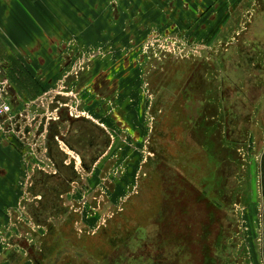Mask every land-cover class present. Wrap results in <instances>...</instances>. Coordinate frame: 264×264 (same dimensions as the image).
<instances>
[{"label": "rangeland", "instance_id": "374dc122", "mask_svg": "<svg viewBox=\"0 0 264 264\" xmlns=\"http://www.w3.org/2000/svg\"><path fill=\"white\" fill-rule=\"evenodd\" d=\"M192 1L200 2L198 9L194 7L193 10V14L197 11L203 14L199 19L197 14L190 15L184 9L188 8L187 2ZM201 2L0 0V8H4V16H0V72L1 67L5 69L6 78L1 81L4 87H9L12 82L20 84L23 89L28 86L31 93L34 91L33 98L43 104L60 97L62 105L71 107L73 118L83 114L109 132L111 146L107 157L95 165L92 174L81 169L80 186L74 184L64 200L68 206H82V221L72 226V231L75 234L83 231L80 242L98 258L108 253L117 239L131 250H138L135 256H140L143 230L149 233L155 230L151 234H156V242L161 247L176 240L188 249V254L180 258V264H264L260 252L262 225L259 207H252L255 193L251 171L252 163L256 164L253 146L248 147L251 151L243 162L245 170L236 177L237 185L231 194H226L224 187L232 184L225 171L228 164H219L222 178L215 176L214 161L208 160L206 167L199 154L195 153L193 157L189 151L191 153L187 155L185 144L178 140L176 131H170L163 142V154L170 159L168 162L173 168L164 169L150 151L153 145L157 148V144L150 140L153 135L146 140L149 127L155 122L150 110L156 100L154 92L158 85L153 82L154 86L145 73L150 70L154 56L170 57L168 61L172 62L175 71L166 82L171 90H177V77L184 79V88L203 70L210 71L213 77L218 73L217 59L223 52L221 46L218 47V37L236 45L235 34L245 27L247 20L255 22V13L264 7V0H239L232 5V17H226L225 6L210 33L203 36V31L200 35L195 32L198 26L208 28L209 19L213 18L218 6L227 4L225 0H204V5ZM7 4L11 7H5ZM154 10L156 16L152 13ZM258 14L260 18L262 14ZM219 24L224 25V31L218 35ZM210 44L215 47L208 48ZM208 53L215 56L208 64L203 63L201 57L196 58ZM123 57L127 58L126 61L122 60ZM193 67L196 69L192 76L191 73L182 75L185 71H192ZM98 70L107 72L108 87L116 89L111 98L102 99L91 89L92 78L101 73ZM80 73L82 78L77 76ZM55 104L57 106V102ZM223 115L220 121L226 124L228 120ZM21 124H27L26 120ZM200 129H196L195 139H198ZM37 135L28 141L36 155L35 160L22 162L24 170L19 177H22L18 184L19 199H25L30 167L53 168L50 161L41 158L40 150L35 146ZM62 149L71 156L68 149L64 146ZM246 149L244 145L240 154L245 155ZM71 157L77 162L74 154ZM155 189L157 194H151ZM236 198L238 203L235 205ZM137 199L140 201L133 213L125 212L127 206ZM21 210L20 218L30 223L21 215ZM102 223L105 227L98 228L97 235L85 233L88 229L97 231ZM3 228L8 229V225ZM70 232L68 229L64 235H71ZM127 234L132 237L124 238ZM224 235H228L225 243L234 240V245L222 260L225 253L219 251ZM9 236H0L2 247ZM86 239L101 241L90 244ZM89 253L76 254L77 264H86L84 260L88 264L91 261Z\"/></svg>", "mask_w": 264, "mask_h": 264}, {"label": "crops", "instance_id": "0c3cea01", "mask_svg": "<svg viewBox=\"0 0 264 264\" xmlns=\"http://www.w3.org/2000/svg\"><path fill=\"white\" fill-rule=\"evenodd\" d=\"M225 1L227 5L220 4L215 10V13L212 16L213 18L211 20L209 19V29L198 26V30L195 31L196 33H199L198 35H200L202 31L204 32L203 36L210 33L211 26L215 24L216 17L222 14L223 11L221 10L223 7L226 6L224 10L226 17H232V5L237 4L239 0ZM201 4L204 5V0H202ZM8 6L9 4H7L5 7ZM187 6L188 9L186 10V13L188 12L190 15L197 14V17L201 15L199 11L193 14L194 7H197L196 9H198L200 2L194 3L192 1L190 4L187 2ZM3 9L4 8H0V16H4ZM258 9L259 8H257V10ZM262 9H264V7H262ZM262 9L258 10V13H260ZM59 10H61V8ZM172 13H174V10ZM258 13L256 12V16L258 15L259 18ZM176 15L178 14L176 13ZM250 24L251 22L247 20L245 27L242 28V30H239V34H235L237 36L236 45H232L227 41L225 42L222 40V36L218 37V47L221 46L223 51L220 56L222 61L217 59L219 60V65L217 68L218 73L213 77L210 75V71L203 70L199 73L200 76L194 79L191 78L186 83V88H184L183 84L184 79L181 80V77H177L178 87L176 91L171 90V88L168 86V82L166 81L169 78L167 75L164 74L161 77L163 80L162 84L158 85L154 92L156 98L160 99V103H155V106L152 104L151 108L153 109H151L150 112L151 118L154 117L155 122L154 125H152L153 128L150 125L149 131L146 135V140H148L150 136L153 135L150 140L151 143L157 144V148H155L153 145L150 148L152 150H149L153 151L155 158H158L160 164H163V168L172 167L170 165L171 163L168 162L170 159H168L163 154V142L167 138L170 131H176L175 134L178 137V140L185 144V153L187 155H189L191 152L193 157L195 156V153L199 154L202 157V162L206 167L208 165V160L214 161L216 166L215 176H221L219 174L220 163L228 164L225 171L228 181L231 180L232 184H230L231 187H228L230 189H228L227 186L224 187V192L226 194H231L233 192L235 186L237 185L236 177L238 175H242L241 171L245 170L246 168L245 166H242L246 159L245 156L249 155L251 151H248V147H250V145L253 146L251 148L252 154L254 155L253 158H258L259 153L255 148L254 139L258 137V142H260L259 145L264 144V104L262 99L256 106L252 108V110H250V114L246 116L245 112L247 109H240V106L237 105H242L245 101L240 102L238 99L239 94L235 92L236 88H241L244 85V79L240 72L242 71L243 64H245L243 62L245 58V51L248 49L252 53L255 52L256 57L255 59L253 58L254 60L250 59L246 67L243 66L244 72L246 71L247 74H252L251 72L253 71L250 68L253 66L257 67L258 71L254 73L257 77L256 84L258 85L261 83L264 85V76L259 75L261 71H264V53L261 50V47L256 45V43L254 44L252 41H248L246 38L244 39ZM225 25L229 26L227 23ZM223 28L224 25H218V35L221 32L223 33ZM212 47L214 48L215 46L210 44L208 48ZM236 48L239 50V52L236 50ZM215 53L217 54V52ZM208 54H203L202 56H198L196 58L201 57L204 60L203 63L206 62L208 64L213 59V57H215L210 55V53ZM195 69L196 68L193 67L192 71L189 72V74L191 73V76L195 73ZM1 70L2 72H0V76L2 78H0V84L3 85L1 81L6 78L4 76L5 69L1 67ZM12 83L9 87H4V94L2 95V100L9 103L11 107V113L9 115L10 120L6 119V124L3 125V129L0 130V229H3L5 225H8V228L11 230L14 229L16 218H20V208L22 209L21 215L28 219L27 203L33 202L35 195L34 193L40 190L38 184H36L37 180L34 179L31 183L28 181V185L26 189H24L25 199H19L18 197V184L22 178H19L20 172L24 170V168H22V162H32V160H35L34 156H36L34 154L32 145L30 144L31 147L28 146V141H30L31 136H35V134L38 136L37 134H39L35 146H37L38 150H40L41 158H45L47 161H50L53 168L51 169L49 167L48 169H44L38 167V165L30 167L31 173L28 177L29 180L33 174H35V177L39 173L54 174L56 173L57 168L61 169L64 166L63 163L67 165L72 160L71 156L73 154L75 155V153L72 150V139L70 140V138H72L73 133L70 132V129L75 127L77 124L75 120H69V117H73L72 109L68 105H62L60 103V97L55 98L51 103L48 102V104H43L42 101L40 102L39 100L33 98L35 96L33 93L34 91L31 93L28 86L23 89L20 84L16 82ZM55 102H57V109H55ZM260 105H262V107H260ZM177 106L178 109H176ZM61 108H67L68 114L63 113L61 115L62 123L56 126L52 125L48 128L50 121L58 119L56 111ZM45 112L47 114H45ZM223 113L225 114V116H223L228 120L226 124L225 121L224 123L220 121V117ZM237 115L240 118H237ZM18 116H22L23 119L26 120L27 124L22 125L21 121L23 122L24 120L21 117L19 120ZM47 117L51 118L49 122H46ZM202 119L204 121L203 123H201ZM35 120L39 121V123L35 122ZM206 122L207 124L205 125ZM177 123H179V125H177ZM8 125H13V128L8 129ZM41 126L42 128L40 129L39 127ZM31 127H34V129L30 130ZM199 128L201 129L199 131L198 140L195 139V131L196 129L198 131ZM204 129L207 130L205 131ZM202 130H204L203 133ZM150 132L153 133L150 134ZM22 135L24 139H22ZM49 135L50 140L46 143L47 137ZM51 136H54V139H52ZM63 136L65 138L64 142L66 143L64 144L67 145L68 148L60 141ZM244 145L247 146L245 155L240 154L241 151H243ZM62 146L72 153L71 156L68 155V152L62 149ZM189 151L191 152L189 153ZM106 154L100 157L96 165H98L101 159H105L107 157ZM46 166L49 165L46 164ZM94 172L92 170L90 173H88V175ZM251 172L253 177V191L255 193L253 195V199L256 203H253L252 207H259L257 181L255 176L257 174V168L255 163H252ZM220 178H222V176ZM202 179L203 178H201V180ZM74 184L75 182L71 183L70 188H72ZM210 185L213 184L210 182ZM236 200L237 201H235V205L238 203V198H236ZM77 205L78 206L75 207H82L80 204ZM70 207L72 208L74 205H71ZM79 220L76 222V224H74L73 221H69L67 223L68 227L62 232V235H53L49 239L42 237L41 240L36 241L35 248L41 246L43 256L45 257V264H77L78 255L76 254L81 253L82 251L89 253L86 247L83 246V242H80V240H83L82 235H64L68 229L69 231H72V226H77V224L81 223L82 216L79 217ZM33 227L34 226L32 225V228ZM93 232H90V229L86 231V233L89 234H92ZM13 250L19 256L23 255V250L19 246L14 247ZM89 254L91 261L88 262V264H98V257L91 253ZM52 260H54L53 263H51ZM84 262L87 264V261L84 260Z\"/></svg>", "mask_w": 264, "mask_h": 264}, {"label": "flooded vegetation", "instance_id": "af4514ba", "mask_svg": "<svg viewBox=\"0 0 264 264\" xmlns=\"http://www.w3.org/2000/svg\"><path fill=\"white\" fill-rule=\"evenodd\" d=\"M184 9L186 11L188 8L185 7ZM152 13L154 16L157 15L156 11H153ZM260 13L262 14L260 18H258V15L256 16L255 22L251 23L250 27L246 31L245 36L244 35L243 36L244 39L246 38L248 41H252V43L254 44L256 43V45L260 46L261 50L264 53V11L263 12L261 11ZM202 15L203 14L198 16V19ZM169 34H171V31ZM178 44L179 43H177V45ZM255 54H256L255 52L254 53L250 52L249 49L246 50L244 55L245 58L243 61L245 64H243V66L246 67L250 59L251 60L253 58L255 59L256 57ZM125 58L123 57L122 60H124ZM169 58L170 57H165V56L163 57L154 56L155 60L153 59V61L150 63L149 66L150 70L145 73L146 78H148L149 81L151 80L152 84L154 82L157 85H161L163 81L161 77L165 74L169 78L171 73L175 71L172 62L168 61ZM126 59L124 61H126ZM145 62L146 61H144V63ZM243 66H242V71L240 73L244 79V85L241 88H236L235 92L239 94L238 99L240 102L245 101L244 104L242 105L237 104V105L240 106V109H245V110L247 109L245 113L246 116H248L250 114V110H252V108L256 106L261 99L264 104V85L261 83L258 85L256 84L257 77L255 76L254 73L258 71L257 67L253 66L252 68H250L253 72H251L252 74L249 73L247 74L246 71L244 72ZM81 71L83 72V69H81ZM98 72L101 73L95 75L91 80V85H90L91 89L93 92H98L99 97H102V99L111 98L113 95L112 92L115 91L116 89H114L113 87L110 88L108 87L107 85L108 81L106 79V77H108L107 72H102L99 70ZM182 74L186 76V74H189V71H185ZM259 75L264 76V71H261ZM77 76L78 78H82L81 73L77 74ZM153 85L155 86V84ZM155 103L156 104L160 103V99L156 98V100L153 102L154 106ZM84 104H85L84 102L81 103V108L84 107ZM113 104L114 102L112 103V105ZM260 107H262V105H260ZM20 117L23 119L22 116H19V118ZM74 118H76L75 122L77 124L75 125V127L73 128L71 127L72 129H70V132H72L74 135V136L72 135V138H70V140L72 139V150L75 153L77 162L74 159H72L67 165L63 163L64 166L61 169L57 168V171L54 174L39 173L38 175H36V177L34 176L35 174L31 176L30 183L32 182V180L36 179L37 180L36 184H38V187L40 188L39 191L34 193L35 194L34 201L27 203L28 219L26 220H28V222H30V224L33 225L34 227L32 228V226L31 225L29 226V223L24 221V219L17 217L16 222L14 223L13 230H11L10 228L0 229V236L10 235L7 238V242H5L4 244L5 247H2V245L0 244V264H4V263L45 264L44 261L45 257L43 256V251L41 250V246L35 248L36 241L41 240L42 237L49 239L53 235L56 236L62 235L63 234L62 232L65 231V229H67L68 227L67 223L69 221L71 222L73 221L74 224H76V222L79 220V217L82 216V211H81L82 207L78 208L74 206L71 208L64 201L65 197L71 191L70 184L75 182V184L79 185L78 183H80L81 180L79 171L82 169L86 173H90L94 169L100 157L108 152L111 146V142H110L109 132L107 131V129H105L103 125H100L98 123L96 124L91 118H89L88 116L85 117V115L83 114ZM237 118L240 117L237 115ZM177 125H179V123H177ZM39 128L41 129L42 126ZM64 139L65 138L63 136L60 140L63 145L66 144L64 142L65 141ZM259 143L260 142H258V137H257L255 139V148L259 153V156L256 159V168H257L256 181H257V194L259 199V217L262 225V233L260 234L261 235L260 252H261L262 260L264 261V144L259 145ZM158 163L160 164V161H158ZM159 169L162 170V167L160 166ZM167 170L169 172L172 171L170 169ZM151 194L156 195L157 189L152 191ZM138 201L140 200L137 199L132 201L130 205L127 206L125 212L133 213V210L138 206ZM103 227H105L104 224H102V227L100 226L98 228L101 229ZM98 228L97 231L93 232L92 234L86 232L85 233L87 235H97L99 231ZM37 230H40L41 232ZM143 232H145L144 235H147L146 231L143 230ZM71 235H83V231L77 234L71 231ZM127 235L124 238L128 239L129 237ZM112 237L116 239V237L118 236H112ZM227 239H228V235H224L223 242L220 244L221 250L219 251V253L221 254L225 253L223 254L222 260L224 257H226V252L227 253L231 252L233 248L232 246L234 245V240H232L233 243L231 242L230 244H226L225 241ZM113 240L114 239H112V241ZM142 240H143V235H142ZM100 241L101 240L99 239H88L86 242L90 244H99ZM117 241H120V239H117L116 241L114 240V242L116 243ZM175 242L176 240L170 241L169 246L168 244L165 243L166 247H164V249L172 250ZM16 246H19L23 250V255L19 256L16 252H14L13 248ZM103 256L104 255H102L101 257ZM170 256L172 262H174L175 256L173 257L172 253L170 254ZM218 258L219 256L217 257V259ZM120 261L121 260H119V263H121ZM176 263L177 262H174V264ZM110 264H114V260H112Z\"/></svg>", "mask_w": 264, "mask_h": 264}, {"label": "trees", "instance_id": "16d2710c", "mask_svg": "<svg viewBox=\"0 0 264 264\" xmlns=\"http://www.w3.org/2000/svg\"><path fill=\"white\" fill-rule=\"evenodd\" d=\"M154 231L150 233L147 231V235H143L142 254L140 256H135L139 252L138 250H131L123 242L117 241L112 249L108 253L103 254L104 256L98 260V264H110L112 260H114V264H174V262L180 264V258L188 254V249L184 245H181V242L176 241L177 243L175 242L172 250H165V243L162 244L164 247H161L156 242V237L154 236L156 234H151ZM127 236L129 238L132 237L130 235ZM170 252L173 254V257L175 256L174 262H172ZM119 260H121V263H119Z\"/></svg>", "mask_w": 264, "mask_h": 264}, {"label": "built area", "instance_id": "2783aa9c", "mask_svg": "<svg viewBox=\"0 0 264 264\" xmlns=\"http://www.w3.org/2000/svg\"><path fill=\"white\" fill-rule=\"evenodd\" d=\"M4 94V86L0 84V130L3 129V125L6 124V119L10 120V113H11V107L9 105V103H7L6 101L2 100V95ZM51 120L50 117L46 118V122H49ZM55 120V119H54ZM7 128L12 129L13 125H8ZM22 139L23 135H22Z\"/></svg>", "mask_w": 264, "mask_h": 264}, {"label": "water", "instance_id": "95a60500", "mask_svg": "<svg viewBox=\"0 0 264 264\" xmlns=\"http://www.w3.org/2000/svg\"><path fill=\"white\" fill-rule=\"evenodd\" d=\"M55 106H56V105H55ZM55 109H57V106H56ZM63 113H64V114H68V109H67V108H63V109L61 108V109L57 110V111H56V115H57V118H58V119L50 121V122H49V126H48V128L51 127L52 125H55V126H56V125L62 123L61 115H62ZM69 120L72 121V120H74V118H73V117H69ZM47 131H48V129H47ZM51 137H52V139H54V136H51ZM49 140H50V135L47 137L46 143H47Z\"/></svg>", "mask_w": 264, "mask_h": 264}]
</instances>
